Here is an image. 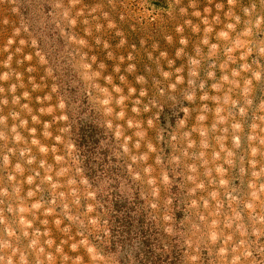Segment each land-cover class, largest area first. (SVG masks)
I'll list each match as a JSON object with an SVG mask.
<instances>
[{"label":"rangeland","instance_id":"rangeland-1","mask_svg":"<svg viewBox=\"0 0 264 264\" xmlns=\"http://www.w3.org/2000/svg\"><path fill=\"white\" fill-rule=\"evenodd\" d=\"M0 264H264V0H0Z\"/></svg>","mask_w":264,"mask_h":264}]
</instances>
